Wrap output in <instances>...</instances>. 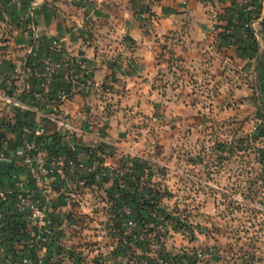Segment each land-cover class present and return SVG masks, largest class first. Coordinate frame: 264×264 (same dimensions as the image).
Masks as SVG:
<instances>
[{
    "label": "rangeland",
    "instance_id": "obj_1",
    "mask_svg": "<svg viewBox=\"0 0 264 264\" xmlns=\"http://www.w3.org/2000/svg\"><path fill=\"white\" fill-rule=\"evenodd\" d=\"M251 2L202 42L151 17L137 41L101 32L97 80L59 40L32 52L45 96L31 117L15 103L0 193L39 201L42 223L8 200L24 217L11 262L0 206V264H264V0Z\"/></svg>",
    "mask_w": 264,
    "mask_h": 264
},
{
    "label": "crops",
    "instance_id": "obj_2",
    "mask_svg": "<svg viewBox=\"0 0 264 264\" xmlns=\"http://www.w3.org/2000/svg\"><path fill=\"white\" fill-rule=\"evenodd\" d=\"M243 1L0 0V153L13 154L20 141L15 135L17 132L13 135L14 131L9 130L14 129L18 122L13 113L17 110L15 103L28 113L31 111L26 113L29 117L32 112H37V115L41 110L39 100L42 98L39 97L45 94L37 85L30 49L37 56L44 53L47 43L59 40L63 54L67 53L71 59L81 62V68H91L84 74L78 72V76L97 80L105 72L104 65L100 67L98 51L103 42L99 38L101 32L124 34L137 41L140 37L143 39L151 17L155 18L153 26L159 33L181 31L182 24L189 23L188 40L202 42L211 37L213 30L221 32L228 24L231 25ZM249 1H252L251 4L262 2ZM251 8L252 14H258L255 7ZM37 36L45 39L46 44L41 39L37 40ZM243 38L246 39V36L243 35ZM35 118L38 119L37 116ZM39 121L45 124V119ZM58 125L53 121L47 127L59 128ZM4 183L1 184L2 190H10V184Z\"/></svg>",
    "mask_w": 264,
    "mask_h": 264
},
{
    "label": "trees",
    "instance_id": "obj_3",
    "mask_svg": "<svg viewBox=\"0 0 264 264\" xmlns=\"http://www.w3.org/2000/svg\"><path fill=\"white\" fill-rule=\"evenodd\" d=\"M240 18H242V16H240ZM247 30V29H245ZM248 31V30H247ZM9 199L13 200L14 203L16 201V197L14 195H11L10 198L9 197H5V200L1 201L0 200V206H2L5 212V216H4V231L6 233V243L8 248L10 249V258H11V262H15L14 258H15V253L13 250V245H12V241L13 238L10 237V233H13L14 235H18V234H22L20 233L23 229V215H21L18 211H14V212H9ZM12 204V203H10Z\"/></svg>",
    "mask_w": 264,
    "mask_h": 264
},
{
    "label": "built area",
    "instance_id": "obj_4",
    "mask_svg": "<svg viewBox=\"0 0 264 264\" xmlns=\"http://www.w3.org/2000/svg\"><path fill=\"white\" fill-rule=\"evenodd\" d=\"M245 27L247 28L248 25L246 24ZM32 52L33 50L30 49L29 53L32 54ZM62 98H64V96H62ZM21 160H22V163L27 166L28 164L31 163L32 159L30 156L25 154L21 156ZM38 170L40 171V173H43V174L46 173V169L42 168L41 166H39ZM0 196L2 197L3 200H5V196L2 193H0ZM15 204L18 207V209L21 211L25 208V206H28L32 209V211L30 210L31 213L28 215V218L31 223H33L36 226H39L42 223L41 216L43 214V210L41 208L39 201H36V200L29 201L26 196H23L22 194H20V195H17V200Z\"/></svg>",
    "mask_w": 264,
    "mask_h": 264
}]
</instances>
